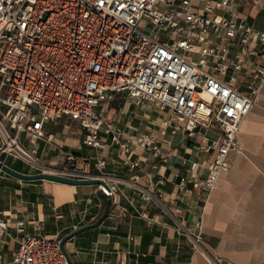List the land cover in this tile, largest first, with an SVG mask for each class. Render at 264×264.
Instances as JSON below:
<instances>
[{
    "label": "built area",
    "instance_id": "1",
    "mask_svg": "<svg viewBox=\"0 0 264 264\" xmlns=\"http://www.w3.org/2000/svg\"><path fill=\"white\" fill-rule=\"evenodd\" d=\"M245 5L259 8L260 0H0V154L22 156L38 172L98 176L112 204L126 213L123 179L108 171L106 149L116 148L129 170H143L134 145L167 160L179 135L196 153L184 158L190 166L171 201L163 190L135 188L171 214L192 249L221 264L203 247V233L186 228L175 200L196 190L209 195L229 169L227 155L245 152L241 124L264 86V30L242 17ZM117 95L155 111L158 131L125 130L96 110ZM58 121L65 131L74 122L91 149L67 152L61 167L42 163L37 148L23 147L24 136L52 142L55 135L45 128ZM32 223L29 229L25 219L16 221L18 250L7 264H71L62 236L46 234L42 220ZM0 231L10 235L3 219Z\"/></svg>",
    "mask_w": 264,
    "mask_h": 264
},
{
    "label": "crops",
    "instance_id": "2",
    "mask_svg": "<svg viewBox=\"0 0 264 264\" xmlns=\"http://www.w3.org/2000/svg\"><path fill=\"white\" fill-rule=\"evenodd\" d=\"M241 13L249 24L264 30V0H260L259 8L245 5ZM1 82L0 77V96ZM259 96L241 124L239 137L245 152L233 151L227 155L229 169L221 172L209 195L196 190L189 195L181 193L175 200L183 209L186 228L203 233V247L217 254L221 264H264V86ZM101 109L109 120L125 130L158 131L160 118L146 104L137 108L117 95ZM136 111L143 113L141 118L134 115ZM45 132L54 133L55 139L49 142L44 137L33 143L24 136L23 147L28 152L37 148L35 156L48 166L61 167L69 151H91L83 145L78 131L75 134L64 130L63 121L47 124ZM1 140L0 145L4 142L0 131ZM134 150L143 160V170L131 171L123 166L116 148L105 151L108 171H116L123 179L121 190L126 196L123 202L128 212L123 213L111 204L103 223L70 238L65 252L73 264H209L206 255L192 249L188 234L178 231L171 214L158 208L154 201H145L135 188L144 186L154 193L163 190L169 203L178 191V181L190 166V162L184 164V158L195 156L194 143L177 135L172 156L167 160L155 158L137 145ZM0 159L19 172H38V167L28 165L15 154H0ZM155 162H159L158 170L153 169ZM98 189L99 186L91 184L20 180L1 172L0 219L8 224L10 235L4 236L0 231V264L9 263L18 250L14 237L19 219H25L29 229L33 221L42 220L46 234L59 233L62 238L97 222L105 209Z\"/></svg>",
    "mask_w": 264,
    "mask_h": 264
},
{
    "label": "water",
    "instance_id": "3",
    "mask_svg": "<svg viewBox=\"0 0 264 264\" xmlns=\"http://www.w3.org/2000/svg\"><path fill=\"white\" fill-rule=\"evenodd\" d=\"M0 170L4 173H8L9 175L18 178L20 180H37V179H43V180H50V181H57L60 183H64V184H71V185H75V186H83L85 184H91V185H96L99 186L98 189V194L99 196L102 198L103 202H104V212L102 213V215L99 217V219L97 220V222L95 223H91V224H87L84 225L81 228L75 229L74 231L70 232L69 235L65 236L62 240V247L65 250V244L66 242L72 238L73 236L83 232L86 229L89 228H95L98 227L101 223H103V220L108 216V214L111 211V204H112V200L110 197V191H109V186L108 184L101 179L100 177H91V178H72V177H64L55 173H47V172H37V173H25V172H19L16 169L12 168L11 166H9L8 164H5L1 159H0ZM70 259V257H69ZM70 263L73 264L72 260L70 259Z\"/></svg>",
    "mask_w": 264,
    "mask_h": 264
},
{
    "label": "rangeland",
    "instance_id": "4",
    "mask_svg": "<svg viewBox=\"0 0 264 264\" xmlns=\"http://www.w3.org/2000/svg\"><path fill=\"white\" fill-rule=\"evenodd\" d=\"M96 110L98 112H101V108L100 107H96ZM69 125H70V128H71V131H73L76 134V128H77L76 124L74 122H70ZM0 142H2V140ZM12 154H15V153H12ZM17 157L20 158V159H23L25 161V163H27L28 165H32V163L29 162L28 160H26L24 157H22V156L20 157L19 155H17Z\"/></svg>",
    "mask_w": 264,
    "mask_h": 264
},
{
    "label": "bare ground",
    "instance_id": "5",
    "mask_svg": "<svg viewBox=\"0 0 264 264\" xmlns=\"http://www.w3.org/2000/svg\"><path fill=\"white\" fill-rule=\"evenodd\" d=\"M22 154L25 155L26 157H28V159H29V156L25 152H22Z\"/></svg>",
    "mask_w": 264,
    "mask_h": 264
},
{
    "label": "trees",
    "instance_id": "6",
    "mask_svg": "<svg viewBox=\"0 0 264 264\" xmlns=\"http://www.w3.org/2000/svg\"><path fill=\"white\" fill-rule=\"evenodd\" d=\"M101 216V215H100Z\"/></svg>",
    "mask_w": 264,
    "mask_h": 264
}]
</instances>
